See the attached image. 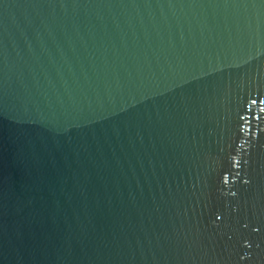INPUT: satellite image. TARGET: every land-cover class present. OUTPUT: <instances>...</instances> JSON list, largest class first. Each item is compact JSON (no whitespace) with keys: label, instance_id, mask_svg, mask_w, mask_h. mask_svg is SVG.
Instances as JSON below:
<instances>
[{"label":"water","instance_id":"95a60500","mask_svg":"<svg viewBox=\"0 0 264 264\" xmlns=\"http://www.w3.org/2000/svg\"><path fill=\"white\" fill-rule=\"evenodd\" d=\"M0 264H264V0H0Z\"/></svg>","mask_w":264,"mask_h":264}]
</instances>
